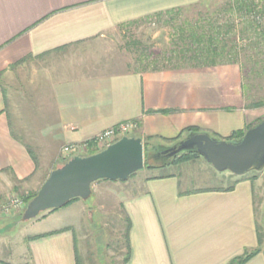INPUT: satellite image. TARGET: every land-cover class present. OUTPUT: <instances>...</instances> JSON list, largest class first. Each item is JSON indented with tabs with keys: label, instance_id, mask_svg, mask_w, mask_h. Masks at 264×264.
Instances as JSON below:
<instances>
[{
	"label": "crops",
	"instance_id": "crops-1",
	"mask_svg": "<svg viewBox=\"0 0 264 264\" xmlns=\"http://www.w3.org/2000/svg\"><path fill=\"white\" fill-rule=\"evenodd\" d=\"M198 1L0 0V194L36 192L63 145L123 122L137 121L141 137L172 138L189 126L226 137L256 119L257 109L242 108L237 65L134 72L106 60L115 32ZM169 174L116 196L131 220L126 264H228L256 248L245 264H264V187L255 177L230 190L185 189L182 171ZM57 231L30 240L20 262L0 264H76L73 231Z\"/></svg>",
	"mask_w": 264,
	"mask_h": 264
},
{
	"label": "rangeland",
	"instance_id": "rangeland-1",
	"mask_svg": "<svg viewBox=\"0 0 264 264\" xmlns=\"http://www.w3.org/2000/svg\"><path fill=\"white\" fill-rule=\"evenodd\" d=\"M222 1L216 0L217 3ZM184 13L186 16L191 15L188 11ZM181 17L183 18V16ZM168 33L169 26L164 25V23L128 25L122 32H115L114 36L106 41V49L108 48L106 60L112 64H118L122 70L132 71L136 52L144 49L158 54L168 44ZM260 74L263 75L261 79L254 78L249 82L248 97L241 95L242 108L244 109H248L247 105L252 101L264 99V73L260 72ZM240 81H242L241 72ZM256 109L258 116L256 119L250 120L247 125H255L264 118V107ZM247 125L242 129L245 130ZM133 134L139 135L135 131L130 136ZM153 145L165 149L172 143L155 138L149 141L148 148L151 149ZM92 152V150H88L87 154ZM60 159V165H62L65 160L61 158V153ZM159 162H161L159 158L151 157L147 160L150 165L159 164ZM180 171H182V176L180 175L181 184L183 183L185 189L226 188L240 177L231 174L229 171L218 172L202 157H198L193 161L178 165L142 168L126 180L104 179L97 181L94 189L92 188L93 195L88 199L72 200L63 207L54 211H44L36 218L27 221L20 219L23 209L11 210L8 214L0 211L2 216L0 218V260L18 263L29 255L28 242L33 240V237L69 226L78 242L81 264H122V255L125 249L120 233L124 227V221L123 212L116 197L117 194L126 184L131 185L133 182L136 184L144 178H158L156 176ZM241 176H243V180H252L255 177V184L264 187V167L260 170H251ZM31 193L18 190L2 191L0 204H5L13 196L24 202V198ZM256 200L258 201L257 197ZM75 202L80 203L75 204ZM78 204H82L84 207L82 215H80L81 211ZM262 249L264 251V243Z\"/></svg>",
	"mask_w": 264,
	"mask_h": 264
},
{
	"label": "trees",
	"instance_id": "trees-1",
	"mask_svg": "<svg viewBox=\"0 0 264 264\" xmlns=\"http://www.w3.org/2000/svg\"><path fill=\"white\" fill-rule=\"evenodd\" d=\"M186 11L191 15L186 16L184 13ZM157 18L158 21L156 23H164V25L169 26L168 46L166 45L158 54L144 49L138 50L135 55L132 71L154 72L168 69L178 70L237 65L240 68L242 77L240 92L246 98L248 97L249 82L254 78L261 79L263 77L260 72L264 73V0H223L221 3H217L216 0H199L188 7H181L157 14ZM262 107H264V99L252 101L247 105L248 109ZM252 126L251 124L247 125L245 130L237 129L232 131L226 137L218 134L211 135L218 139L236 141ZM197 132H201L198 127L189 126L172 138L158 136L141 137L137 134H133L132 136L142 138L144 168H161L167 165H178L183 162L193 161L200 156L194 151H187L181 152L174 157L166 158L161 155L163 149L160 147L153 145L149 149V141L158 138L173 145L186 135ZM95 152L97 151L89 154ZM157 156H160L159 160L161 162L159 164L150 165L147 163L148 159L151 157L156 159ZM170 176L172 175L165 174L158 177L165 178ZM243 179V176H240L230 186L226 187L225 190H230ZM35 194L36 192H33L24 198L25 205ZM75 199L78 198L71 199L70 201ZM56 209L58 208L51 209L50 211ZM123 221L124 227L120 236L123 248L125 249L122 255V264H126L131 253L129 240L131 220L126 214H123ZM56 232L59 231L35 236L33 239ZM258 251L259 248L245 250L240 256L232 258L228 264H245ZM75 258L76 264H81L77 249H75Z\"/></svg>",
	"mask_w": 264,
	"mask_h": 264
},
{
	"label": "water",
	"instance_id": "water-1",
	"mask_svg": "<svg viewBox=\"0 0 264 264\" xmlns=\"http://www.w3.org/2000/svg\"><path fill=\"white\" fill-rule=\"evenodd\" d=\"M194 151L216 171L241 176L264 167V118L244 132L236 141L218 139L208 132L191 133L162 150L166 158ZM144 168L141 137L123 136L104 149L85 156H73L50 171L36 191L20 219L27 221L40 213L63 207L71 199L86 200L98 180H126Z\"/></svg>",
	"mask_w": 264,
	"mask_h": 264
},
{
	"label": "built area",
	"instance_id": "built-area-1",
	"mask_svg": "<svg viewBox=\"0 0 264 264\" xmlns=\"http://www.w3.org/2000/svg\"><path fill=\"white\" fill-rule=\"evenodd\" d=\"M138 124L139 123L137 121L123 122L101 131L90 140L65 144L61 147V158L67 161L73 156L88 155V150L100 151L121 137L130 136L132 133L137 131ZM25 206L26 205L21 199L13 196L5 204H0V211L8 214L11 210L24 209Z\"/></svg>",
	"mask_w": 264,
	"mask_h": 264
},
{
	"label": "flooded vegetation",
	"instance_id": "flooded-vegetation-1",
	"mask_svg": "<svg viewBox=\"0 0 264 264\" xmlns=\"http://www.w3.org/2000/svg\"><path fill=\"white\" fill-rule=\"evenodd\" d=\"M156 158H160V156H157Z\"/></svg>",
	"mask_w": 264,
	"mask_h": 264
}]
</instances>
